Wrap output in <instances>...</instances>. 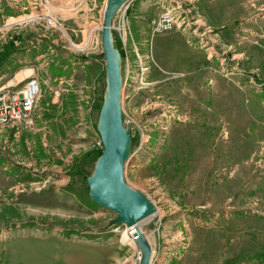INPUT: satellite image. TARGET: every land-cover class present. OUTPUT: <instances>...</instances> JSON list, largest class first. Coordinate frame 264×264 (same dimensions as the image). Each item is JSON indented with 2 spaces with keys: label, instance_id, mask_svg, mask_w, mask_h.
<instances>
[{
  "label": "rangeland",
  "instance_id": "obj_1",
  "mask_svg": "<svg viewBox=\"0 0 264 264\" xmlns=\"http://www.w3.org/2000/svg\"><path fill=\"white\" fill-rule=\"evenodd\" d=\"M51 1L46 10L39 0H0V46L20 29L28 41L27 64L16 80L40 77L38 55L45 42L53 40L70 52L66 37L79 38L67 20L55 14ZM102 1L97 0L93 18L102 16ZM147 1L151 19L173 8L179 20L188 23L189 28H183L186 45L199 51L208 73L207 99L185 105L172 93L171 86L185 80L186 73L179 69L183 64L177 52L168 47L170 34H153L146 26L141 37L135 36L134 20L128 18L135 41L141 43L149 85L139 89L132 83L122 90L123 111L143 133L140 142V129L128 126L134 133L124 177L155 204V215H161L141 225L155 244L152 264H264V0ZM28 14L37 17L16 28L1 27ZM44 14L58 18L61 29L45 28L39 19ZM113 19L127 25L122 11ZM62 76L60 84L40 83L31 131L15 139L5 133L0 137V264H40L54 257L45 252L57 247L68 248L67 253L94 247L96 261L116 252L118 264H135L136 243L120 241L122 234L112 230L114 225L105 227L114 213L87 205L76 194L88 191L84 183L96 158L99 106L88 116L83 101L75 103L80 97L72 92L76 84L71 73ZM213 77H220L221 84ZM98 78L103 79V61ZM235 83L248 102L256 104L253 135L250 129L255 145L242 160L233 154L239 149L233 135L238 128L231 127L229 116L241 117L234 107L228 112L222 108L229 98L234 100L225 90ZM206 121L212 126H205Z\"/></svg>",
  "mask_w": 264,
  "mask_h": 264
},
{
  "label": "crops",
  "instance_id": "obj_2",
  "mask_svg": "<svg viewBox=\"0 0 264 264\" xmlns=\"http://www.w3.org/2000/svg\"><path fill=\"white\" fill-rule=\"evenodd\" d=\"M96 3L97 0H53L51 1V6L54 9L55 14L61 15L58 16L59 18H62V20L66 19L67 21L70 20V22L66 21V24L70 26L69 30L72 32L78 30L81 27H85L90 22V19L94 15L93 10L96 7ZM149 5L150 2L147 0H133L130 3L126 18L128 20V18L131 17L134 20V26L136 28L134 29L135 36L141 37V35L145 32L146 26H149L148 20H151V18L148 17ZM98 6H101V3H99ZM44 9L48 10L46 6ZM62 14L71 15L63 18ZM185 28L187 29L189 26L187 25ZM186 29L176 27L169 31L168 33L170 34V37L173 39V41L169 42L168 47L173 48L177 52L176 55L178 56V61L183 64L179 67V69L184 70L183 72L186 73L185 80H180L178 83H175L173 86H171V88H173L172 93L184 100L185 105H188L190 103H194V101L198 98H206L207 94L205 92L207 90V86L204 83L208 73L205 68L202 67L201 61L203 59L201 58V55L198 54L199 51L196 52L193 48L187 47L186 39L184 37ZM191 32H194V30ZM76 35L77 34L75 33V38L77 37ZM25 36L26 35L23 34V30L21 29L18 31L17 36H15V34L12 35L10 41L12 43L15 41L13 45L16 50L9 55L5 65L0 68V79H4L0 85H11L12 83L23 79L24 77L29 76L26 75L21 77L19 80H16L17 76L22 73L23 70H25L24 67L27 64L26 52H28V41ZM137 43L141 44L139 41ZM45 44L46 48H44L43 52L38 55V58L40 59L39 67L42 71V74L38 78L41 84L47 83L49 81L55 82V80L57 81L59 77H62V75L68 73H71L72 79L76 84L74 87L85 86V82L90 83L93 79L99 77L102 67V60L100 57H92L86 61L75 57L69 51L62 50V48L58 47L53 40H50V44L47 45L46 42ZM181 49L187 50V54H182ZM214 74L216 73H213V76ZM213 79L216 80L217 78L213 77ZM218 80H216V85L219 83ZM56 93L57 92L54 93V96H56ZM222 93L223 92H220V95H222ZM225 93H227V96L232 95L234 100L231 101L229 98L226 104L227 106L223 105L222 108L227 109L226 112H228L232 107H234V110L237 111L238 116L241 117L238 120H235L232 118V116H229L231 127L238 128V131L233 130V135L238 141L239 149L234 151L233 154L235 157L239 158L236 160H242L243 158L247 157L249 150L255 145V137L251 136L250 129L252 130L253 135L256 125V117L253 111L255 110L256 104H250L248 102V99L245 98L246 96L242 93V90L236 83L234 84V87H228V90H225ZM214 98H218V96L211 97L213 100ZM49 102L51 104L56 103V100L54 101L51 99ZM47 104V102H44V105ZM250 112H252V114ZM81 113L82 112H80L79 117L77 115L76 118L79 121L78 124L81 123L80 121L83 119ZM200 123H202L201 120ZM205 126H212V124H209V122L206 121ZM227 156L228 155H225L224 157ZM234 156H232L233 159ZM155 218H161L159 211L156 215H154L152 220ZM254 224H256V222H254ZM147 238L152 248L153 258L156 252L155 244L148 236ZM66 249L68 248L57 247L54 249V251L45 252V255H48V257L50 255H54V257L45 258L44 262H41L40 264H118L117 254H115L116 252H111L110 256H105V258L104 256H101L96 261L94 251H96L98 248L76 247L72 248V251L69 253L66 252ZM135 250L136 249L134 248L132 254L135 253ZM62 254H71L74 255V257H59V255L62 256ZM152 262L153 259L151 264Z\"/></svg>",
  "mask_w": 264,
  "mask_h": 264
},
{
  "label": "water",
  "instance_id": "obj_3",
  "mask_svg": "<svg viewBox=\"0 0 264 264\" xmlns=\"http://www.w3.org/2000/svg\"><path fill=\"white\" fill-rule=\"evenodd\" d=\"M128 0H106L99 33L103 61V90L95 130L101 143V152L95 158L92 170L85 177L90 201L114 213L106 228L117 224L134 225L133 240L140 260L137 264H151L152 248L139 227L157 211L155 204L143 192L130 186L124 177V165L131 150L130 129L124 125L122 111V55L114 44L111 21Z\"/></svg>",
  "mask_w": 264,
  "mask_h": 264
},
{
  "label": "built area",
  "instance_id": "obj_4",
  "mask_svg": "<svg viewBox=\"0 0 264 264\" xmlns=\"http://www.w3.org/2000/svg\"><path fill=\"white\" fill-rule=\"evenodd\" d=\"M39 1L41 7L44 8L47 0ZM105 1L106 0L102 1V13ZM132 1L133 0H128L118 10L122 11L125 17ZM36 17L37 15L27 18L21 17L10 21L6 20L1 27L16 28L19 25L34 21V18ZM39 19L42 20L45 28L61 29L60 21L50 14L39 15ZM101 23L102 16L97 19L92 17L90 22L85 27H81L76 30L77 35H79L77 41H73L66 37L67 49L70 50L72 55L86 61L92 57L99 58L98 54L101 51L99 40ZM126 24L127 25H125V23L120 24L119 22H115L114 19L111 21L114 43H117V49L120 55H122L123 85L125 87L134 83L139 89H143L149 85V82L146 80L148 66L143 63L142 59L144 56H141L138 48V45L141 44H138L135 41L132 30L129 26V20H127ZM187 25V22L179 20V16L173 8L163 10L156 18L149 21V26L153 34L169 32L176 27L185 28ZM14 42L15 41H13V43ZM71 79L68 80L71 81ZM57 81V83L60 84L65 81V79L62 76L59 77ZM40 83L41 82L38 76L29 75L12 83L11 85H0V137L5 133L8 135V138L10 137L11 139H15L20 135V133L31 131V129H33L32 114L40 95ZM103 86V79L99 80V78H96L86 86L73 88L75 90H72V92L80 97L75 103L78 105L79 101H83L84 110L88 116L93 113L96 106L98 107L100 105ZM123 121L126 127L136 126L139 128V124L125 111H123ZM129 129L130 136L132 137L134 132L131 128ZM140 131V142H142L143 133L141 129ZM94 148H101L99 139L95 142ZM113 227V231L120 233H122L125 228H132L130 229V236H132L135 230L133 228L134 225L127 227L124 224H117ZM120 228H122V231H119ZM133 260L135 264L139 262V250L134 254Z\"/></svg>",
  "mask_w": 264,
  "mask_h": 264
},
{
  "label": "trees",
  "instance_id": "obj_5",
  "mask_svg": "<svg viewBox=\"0 0 264 264\" xmlns=\"http://www.w3.org/2000/svg\"><path fill=\"white\" fill-rule=\"evenodd\" d=\"M127 13H128V10H127ZM114 44L118 48L117 43H114ZM15 50L16 49L14 48V45H13V43L11 41H7V42H5L4 44H2L0 46V68L5 65V62H6L7 58ZM100 152H101V148L100 149H96L95 150V157H97L100 154ZM64 189L66 191L74 194V191L72 190V188L70 186H66ZM76 194L78 195V197L80 198V200L83 203H87V205H91V206H96V204H94L92 201L89 200L87 194L84 195V196H82L79 192H77ZM258 257H260V256H258Z\"/></svg>",
  "mask_w": 264,
  "mask_h": 264
},
{
  "label": "bare ground",
  "instance_id": "obj_6",
  "mask_svg": "<svg viewBox=\"0 0 264 264\" xmlns=\"http://www.w3.org/2000/svg\"><path fill=\"white\" fill-rule=\"evenodd\" d=\"M32 16H35V15H26V16H24V17H22V18H27V17H32ZM122 78H123V77H122ZM123 87H124V86H123V81H122V90H123ZM122 111H123V107H122ZM123 122H124V121H123ZM127 128H128V127H127ZM156 212H157V211H156ZM154 215H155V214H154ZM154 215H153V216H154ZM153 216H152V217H153ZM149 219H150V218H148L147 220H149ZM141 225H142V224L139 223V227H140V228H141ZM133 228H134V227H133ZM130 229H132V228H125V229L122 231V233H121V234H122L121 241H124V242H125L126 240H128V241L131 240V239L133 240V237L131 236V237H132V238H131L130 235H129V233H130ZM141 230H142V229H141ZM147 239H148V238H147ZM133 241H134V240H133ZM133 243L135 244V242H133Z\"/></svg>",
  "mask_w": 264,
  "mask_h": 264
}]
</instances>
